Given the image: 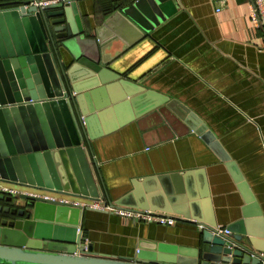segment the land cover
Masks as SVG:
<instances>
[{"label": "crops", "instance_id": "crops-1", "mask_svg": "<svg viewBox=\"0 0 264 264\" xmlns=\"http://www.w3.org/2000/svg\"><path fill=\"white\" fill-rule=\"evenodd\" d=\"M25 1L32 0L0 4ZM65 1L77 5L84 43L99 49L96 32L108 20L118 31L120 40L105 51L112 72L169 98L215 138L208 143L162 119L129 121L132 108L109 114L103 128L112 131L92 142L107 205L125 199V208L158 212L176 223L87 210L80 232L93 252L133 258L158 244L191 250L203 229L195 222L227 228L244 214L264 232V34L250 18L252 0ZM72 50L60 48L65 66L80 57Z\"/></svg>", "mask_w": 264, "mask_h": 264}, {"label": "water", "instance_id": "water-1", "mask_svg": "<svg viewBox=\"0 0 264 264\" xmlns=\"http://www.w3.org/2000/svg\"><path fill=\"white\" fill-rule=\"evenodd\" d=\"M34 2L41 1L0 4L13 6L0 11V183L22 189L0 194V264H264V232L245 214L226 228L229 235L216 234L213 220L195 222L203 229L191 250L158 244L133 258L93 252L80 225L93 210L83 205L107 204L92 142L112 131L103 128L109 114L132 108L129 121L162 119L208 143L215 138L169 98L108 68L105 51L120 40L109 20L96 32L98 49L79 39L85 28L75 2ZM74 46L80 57L65 66L60 48ZM109 205L125 208L127 201Z\"/></svg>", "mask_w": 264, "mask_h": 264}, {"label": "built area", "instance_id": "built-area-1", "mask_svg": "<svg viewBox=\"0 0 264 264\" xmlns=\"http://www.w3.org/2000/svg\"><path fill=\"white\" fill-rule=\"evenodd\" d=\"M64 1L65 0H63L62 2ZM214 1L220 3L221 5H223L226 2V0H214ZM56 3L58 2L57 1L56 2H53V1L42 2L41 1L39 3L34 2L33 4H35L36 6L45 7V6H49V5L56 4ZM6 9H9V8L0 7V11L6 10ZM250 18L252 22L255 24V26L259 28L264 34V0H252ZM17 193L18 192H16L15 190H11L8 187H5L0 184V194L16 195ZM46 198L49 200H55L54 198H51V197H46ZM60 201L63 203L70 202L71 204L75 206L82 205L80 202H72L66 199H62ZM83 206L84 207L89 206L93 210L113 212L126 219H132L135 221L157 223V224H161L164 226H172L176 223L175 218L160 214L158 212H153L151 210L132 209V208H113L110 205H107V204L103 205L100 202H94L91 205H83ZM215 232L218 235H223V234L229 235L230 234V231H228L226 228L216 227Z\"/></svg>", "mask_w": 264, "mask_h": 264}, {"label": "rangeland", "instance_id": "rangeland-1", "mask_svg": "<svg viewBox=\"0 0 264 264\" xmlns=\"http://www.w3.org/2000/svg\"><path fill=\"white\" fill-rule=\"evenodd\" d=\"M1 185L5 186V187H8L9 189L11 190H15L16 192H18L16 195H18L19 193H21V188L20 187H17V186H14V185H10V184H4V183H0Z\"/></svg>", "mask_w": 264, "mask_h": 264}, {"label": "trees", "instance_id": "trees-1", "mask_svg": "<svg viewBox=\"0 0 264 264\" xmlns=\"http://www.w3.org/2000/svg\"><path fill=\"white\" fill-rule=\"evenodd\" d=\"M3 4H7V3H3ZM3 8H12L13 6H1Z\"/></svg>", "mask_w": 264, "mask_h": 264}]
</instances>
